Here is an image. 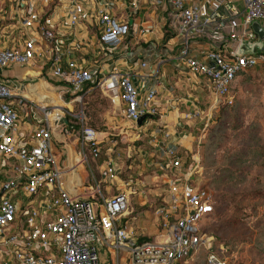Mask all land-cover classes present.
Segmentation results:
<instances>
[{"label":"built area","instance_id":"2783aa9c","mask_svg":"<svg viewBox=\"0 0 264 264\" xmlns=\"http://www.w3.org/2000/svg\"><path fill=\"white\" fill-rule=\"evenodd\" d=\"M149 3L161 7L162 33L178 40L175 52H161V46L154 53L157 64L181 61L189 82L207 87L206 107L194 100L186 113L201 120L194 148H181L157 122L156 82L147 84L142 72L147 60L121 62L130 27L116 15V0H0V264H98L99 246L107 248L111 264H180L197 248H211L198 228L213 206L207 188L195 182L199 144L211 112L232 106L236 76L264 66V51L236 54L241 42L256 40L252 21L264 30V0ZM126 7L136 9L137 0ZM143 30L138 27L139 35ZM85 31L89 41L82 39ZM95 87L126 119L121 157L112 150L115 141L99 140L82 116L71 115L76 130L65 124L60 94L77 102ZM55 127L74 133L72 166L89 168L103 156L90 187L99 201L80 193L72 178L65 182L51 151ZM139 161L162 181L153 207L162 227L159 240H139L131 225L135 217H126L130 199L145 195L131 173ZM205 264L226 259L209 250Z\"/></svg>","mask_w":264,"mask_h":264},{"label":"rangeland","instance_id":"374dc122","mask_svg":"<svg viewBox=\"0 0 264 264\" xmlns=\"http://www.w3.org/2000/svg\"><path fill=\"white\" fill-rule=\"evenodd\" d=\"M233 92L231 107L209 115L199 144L200 170L195 182L207 188L213 206L212 211L200 219L198 228L210 237L211 248H197L180 264H205L209 250L221 253L226 264H264V66L258 65L238 74ZM60 96L62 102L59 104L63 106L62 115L67 123L77 126L76 122H71L76 121L71 115L82 116L83 122L97 131L99 140L115 141L114 155L123 154L126 143L119 135L127 122L121 108H114L97 87L77 102H70L69 95ZM205 98L201 94L202 104ZM71 138L65 141L75 150ZM57 144L60 146L63 142ZM57 150L60 152L62 148ZM59 157V162H65L64 153ZM133 167L131 173L144 185L145 195L130 199L126 217H135L131 225L138 239L159 240L162 227L153 213L159 196L151 193L154 185L162 181H154L149 166L137 164V168ZM100 257L104 264H109L104 247L100 248Z\"/></svg>","mask_w":264,"mask_h":264},{"label":"crops","instance_id":"0c3cea01","mask_svg":"<svg viewBox=\"0 0 264 264\" xmlns=\"http://www.w3.org/2000/svg\"><path fill=\"white\" fill-rule=\"evenodd\" d=\"M131 1L132 0H116V15H118L119 18L125 20L130 27L125 48V51L127 53L122 54V56H126V60H120L122 63L123 60L125 62L127 61V63H130L135 59L138 61L147 60L148 65L145 69L142 70V72L144 73V75H146L145 78L147 84H150L151 82H153V80L154 83L156 82L155 85L158 91L156 100L158 108L161 112V118L157 122L166 127L169 133H171L172 138L179 143L181 148H194L195 145L192 143L195 142V139L197 137L198 129L201 125V120L197 118H187L186 113L189 111L191 102L194 100H196L198 106L203 109V105H206V98L205 103L202 104L201 94H204L205 97H207V87H205L203 83H199L198 81L189 82L188 71L181 61L171 59L166 60V62L157 64L156 60L154 59V53H157V50L160 49L161 46L163 47L161 52L169 51L171 49L175 52L177 48L176 44H178L177 37H167L160 30V26L162 25L164 19L163 13L160 9L161 7L151 5V3H149V0H137L138 7L133 10L129 9V7H126ZM140 26L144 30L141 31L142 34L139 35L140 30H137ZM90 38H92L91 35L86 33V31L85 33H82V39L84 41H89ZM128 39H130V41ZM10 72H13V70H11ZM65 124L73 127L74 130L78 128V123H76L77 126H74L72 123L68 124L67 121H65ZM74 130L72 131L74 132ZM56 133L58 134L57 137ZM70 136L72 137L71 139L74 142L75 150L72 145L71 147L67 146V143L65 141L66 138ZM119 136L124 141L126 140L125 135ZM58 142H63V144L57 146ZM77 147L78 145L76 143L74 133L64 134L56 127L54 128L53 138L51 139V151L54 154L58 167L66 173V175L64 176L66 177L65 182L67 183V179L72 178L75 181L76 189H79L80 193L93 196V194H91L92 191L90 187L95 188L94 178L97 177V170L101 166L100 163L103 159V156H100L95 160H91L89 162V168L85 163H80L72 166L74 164L73 162ZM58 148H62V150L58 152ZM126 148L127 147L125 144L122 151L123 154ZM72 151L74 152V155ZM61 152L65 155V162L63 163L59 162V156L61 155ZM141 164L143 166H146L144 163ZM135 168H137V165ZM125 174L126 171L123 165V169L119 177L123 178ZM101 190L104 195H109L111 189L108 188L107 185H102ZM159 193H163V189L160 188V185H154V196H157L156 194ZM93 198L99 201V198H96L95 195L93 196ZM101 247L104 246H99L98 264H104L100 257ZM105 249L108 252L107 248ZM108 256L110 259L109 264L113 263L109 252ZM122 256L123 253L121 254V257Z\"/></svg>","mask_w":264,"mask_h":264},{"label":"water","instance_id":"95a60500","mask_svg":"<svg viewBox=\"0 0 264 264\" xmlns=\"http://www.w3.org/2000/svg\"><path fill=\"white\" fill-rule=\"evenodd\" d=\"M250 26L252 30L254 31V33L256 34V40L251 43H248L246 41L241 42L236 49L237 55L257 54V53H261L262 51H264V30L263 28L255 20L251 22ZM142 118L143 116L139 117L136 123L139 124Z\"/></svg>","mask_w":264,"mask_h":264},{"label":"trees","instance_id":"16d2710c","mask_svg":"<svg viewBox=\"0 0 264 264\" xmlns=\"http://www.w3.org/2000/svg\"><path fill=\"white\" fill-rule=\"evenodd\" d=\"M144 239H145V238H143V237H140V238H139V240H144Z\"/></svg>","mask_w":264,"mask_h":264}]
</instances>
